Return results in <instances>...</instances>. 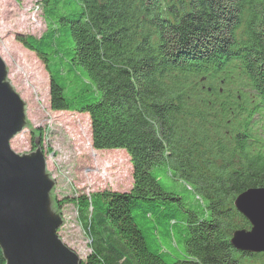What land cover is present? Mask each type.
<instances>
[{
    "label": "trees",
    "instance_id": "1",
    "mask_svg": "<svg viewBox=\"0 0 264 264\" xmlns=\"http://www.w3.org/2000/svg\"><path fill=\"white\" fill-rule=\"evenodd\" d=\"M36 6L44 30L16 40L43 63L51 108L88 113L93 148L132 164L128 190L70 198L89 237L81 264H264L230 243L248 228L234 198L264 188V156L246 151L247 98L264 101V0Z\"/></svg>",
    "mask_w": 264,
    "mask_h": 264
},
{
    "label": "rangeland",
    "instance_id": "2",
    "mask_svg": "<svg viewBox=\"0 0 264 264\" xmlns=\"http://www.w3.org/2000/svg\"><path fill=\"white\" fill-rule=\"evenodd\" d=\"M37 1L0 0V57L7 66L6 79L26 106V125L12 138L10 146L18 154L34 151L35 134L39 137L46 171L54 181L52 196L63 219L57 234L85 259L89 237L70 198L97 189L128 190L132 184V164L124 149L93 148L88 113L51 108L50 80L43 63L16 40L18 33L38 36L44 30ZM260 125L264 128V117ZM261 136L264 140L263 133ZM202 149L199 146L196 156L200 157ZM244 219L249 227V221L245 216ZM233 222L239 224L240 220L235 217Z\"/></svg>",
    "mask_w": 264,
    "mask_h": 264
},
{
    "label": "water",
    "instance_id": "3",
    "mask_svg": "<svg viewBox=\"0 0 264 264\" xmlns=\"http://www.w3.org/2000/svg\"><path fill=\"white\" fill-rule=\"evenodd\" d=\"M0 57V249L5 264H81L82 258L58 236L63 219L52 201L54 181L39 146L16 153L10 141L26 125L25 102L6 79ZM235 207L250 223L233 232L236 248L264 249V188L237 195Z\"/></svg>",
    "mask_w": 264,
    "mask_h": 264
}]
</instances>
